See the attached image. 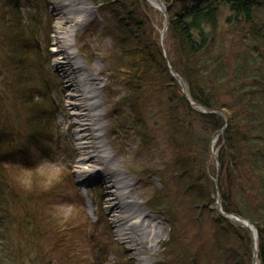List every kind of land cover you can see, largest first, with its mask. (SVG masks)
<instances>
[{
	"label": "rangeland",
	"instance_id": "obj_1",
	"mask_svg": "<svg viewBox=\"0 0 264 264\" xmlns=\"http://www.w3.org/2000/svg\"><path fill=\"white\" fill-rule=\"evenodd\" d=\"M60 1L70 0H0V132L12 141L8 152L15 160L16 187L30 195L25 204H10L8 213L7 209L0 212V264H48V259L52 264H138L137 259L143 257H150V264H187L190 253L199 257L200 264H216L212 253H217L218 239L213 218L220 214L217 184L214 202L204 207L187 190L188 176L182 180L173 175L178 152L170 118L171 104L176 105L173 95L167 91L172 103L164 100L160 106L153 97L143 100L141 92L142 111L132 110L123 78L116 74L111 80V68L117 61L113 20H104L94 0H79L81 22L74 17L64 20V26L76 28L77 62L99 82L93 99L102 102L98 109L104 114L105 148L112 153L115 166L127 175L130 198L159 222L163 232L151 256L141 251L142 245L118 234L113 212L107 207L109 190L103 172L90 170L95 168L92 161L90 169L79 172L83 152L96 148L82 147L77 127L70 125L73 117L68 119L72 115L70 86L52 50ZM153 7L159 10L161 21L162 11ZM16 60L27 67L20 72ZM39 79L50 84L48 91L58 108L46 133L28 142L25 136L31 118L25 100L29 95L23 97L22 88L37 91L38 85L32 82ZM214 137L209 144L210 168L219 163L213 154H217L219 137ZM26 211L28 226L24 219L17 220ZM169 217L176 220V235L182 237L177 245Z\"/></svg>",
	"mask_w": 264,
	"mask_h": 264
},
{
	"label": "trees",
	"instance_id": "obj_2",
	"mask_svg": "<svg viewBox=\"0 0 264 264\" xmlns=\"http://www.w3.org/2000/svg\"><path fill=\"white\" fill-rule=\"evenodd\" d=\"M94 1L104 20L114 23L117 61L111 80L116 74L123 78L130 94L128 104L136 113L142 111L144 99L148 102L153 97L161 106L164 100L171 101L167 91L173 95L176 105L170 103V118L179 140H175L178 152L173 175L182 180L188 176L187 190L204 207L214 202L218 176L223 209L256 225L259 262L264 264V0H163L170 17L166 37L170 65L181 75L192 100L222 111L226 118L194 107L171 74L161 43L162 12L159 21V10L148 0ZM15 62L20 72L27 67ZM43 82H32L38 85L37 91L22 88L23 97L29 95L25 100L31 118L25 136L28 142L46 133L58 108L48 91L50 84ZM224 125L216 144L219 167L210 168V140ZM9 139L0 132L1 213L6 209L8 213L10 204H25L30 198L17 189L12 176L16 165L8 152ZM24 214L17 220L24 219L28 226L29 213ZM169 219L177 245L182 237L176 235V220ZM213 222L218 230L217 253H212L216 264H252L250 229L221 214ZM199 260L190 253L187 264H200ZM47 263L52 264L51 259Z\"/></svg>",
	"mask_w": 264,
	"mask_h": 264
},
{
	"label": "bare ground",
	"instance_id": "obj_3",
	"mask_svg": "<svg viewBox=\"0 0 264 264\" xmlns=\"http://www.w3.org/2000/svg\"><path fill=\"white\" fill-rule=\"evenodd\" d=\"M150 1L154 5H159L157 0ZM56 6L58 29L53 36L52 50L56 65L63 71L70 86L68 102L72 108V115L68 119L73 117L70 125L77 127L76 135L83 144L82 147L96 148L83 152L80 161L83 166H80L79 172L90 169L88 168L90 161L91 166L95 165V168L90 170L103 172L105 187L109 190L107 207L113 212L118 234L129 243L142 245L141 251L149 252L147 254L151 256L163 232L159 229V222L144 212L134 198H130L127 175L115 166V160H111L112 153L105 148L104 114L98 109L102 102L93 99L98 94L96 90L99 82L77 62L74 41L76 28L64 26V20H71L74 17L81 22L80 14L83 9L79 0L60 1ZM133 258L136 260L135 256ZM150 259L138 258L137 263L150 264Z\"/></svg>",
	"mask_w": 264,
	"mask_h": 264
},
{
	"label": "water",
	"instance_id": "obj_4",
	"mask_svg": "<svg viewBox=\"0 0 264 264\" xmlns=\"http://www.w3.org/2000/svg\"><path fill=\"white\" fill-rule=\"evenodd\" d=\"M150 1V0H148ZM157 2L159 3V5H154L151 1L150 3L154 6H156L157 8H159L165 15V24H164V27H163V30L161 32V43H162V46L164 48V54H165V57H166V60H167V63H168V67H169V70L171 72V74H173L177 79L178 81L180 82L181 84V87H182V90L186 96V98L190 101V103L202 110L203 112H207V113H219L223 116L224 113L220 110H211L209 109L208 107L204 106L203 104H200L194 100H192L190 98V96L188 95V92L186 90V85H185V82L184 80L182 79L181 75L170 65L169 61H168V56H167V51H166V36H167V32H168V27H169V21H170V17H169V13H168V10H167V7H166V4L163 2V0H157ZM226 118V116H225ZM225 130V125L221 128V130L215 135V139H217L222 133L223 131ZM215 158L217 159L218 161V156L215 152H213ZM218 167H219V163H218ZM215 182L217 184V199H216V209L217 211L225 216L226 218L228 219H231L232 221H236L238 222L239 224L247 227L250 229L251 233H252V238H253V241H254V250H253V259H254V264H259L258 263V230H257V227L256 225L250 221L249 219L243 217V216H240L236 213H233V212H227L223 209V205H222V197H221V193H220V190H219V187H218V176L215 177Z\"/></svg>",
	"mask_w": 264,
	"mask_h": 264
}]
</instances>
